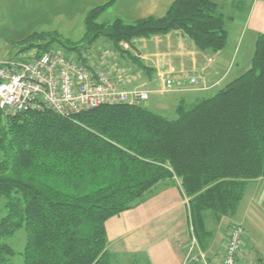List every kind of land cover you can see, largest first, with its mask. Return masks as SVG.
Returning <instances> with one entry per match:
<instances>
[{
  "label": "trees",
  "instance_id": "trees-1",
  "mask_svg": "<svg viewBox=\"0 0 264 264\" xmlns=\"http://www.w3.org/2000/svg\"><path fill=\"white\" fill-rule=\"evenodd\" d=\"M219 1L175 0L161 18L98 22L109 2L85 13L80 42L33 32L17 55L55 45L86 64L103 39L146 70L123 44L132 49L138 39L175 31L199 51L218 53L228 38ZM244 2L232 0L230 7ZM144 105H103L68 117L0 111V264L14 257L22 264H111L106 222L169 179L188 197L200 237L204 212L232 216L246 184L264 179V34L256 35L249 69L213 95L192 105L179 101L172 119ZM19 230L25 243L15 252L4 240Z\"/></svg>",
  "mask_w": 264,
  "mask_h": 264
},
{
  "label": "crops",
  "instance_id": "crops-1",
  "mask_svg": "<svg viewBox=\"0 0 264 264\" xmlns=\"http://www.w3.org/2000/svg\"><path fill=\"white\" fill-rule=\"evenodd\" d=\"M174 1L0 0V37L7 43L23 42L35 30L46 29L62 21L71 25L82 20L88 10L109 2H112V8L101 15L107 17L106 22L115 17L127 22L161 18ZM246 1L249 2V10L238 42L246 35L250 36V42L244 54L247 60L242 68L239 65L235 68L239 48L234 40L227 42L226 47L218 53L199 51L190 39L176 31L165 36L138 39L134 41L132 49L123 44V48L129 50L146 70H140L136 63L122 59L103 39L93 45L88 54L89 60L104 64L118 90L141 88L152 91L162 88L163 78H194V85L187 84L186 91L167 93L173 100L170 109L175 112L179 101L192 105L199 99L213 95L249 69L256 35L264 34V0ZM156 110L162 111L160 105H156ZM254 181L262 183L264 179ZM152 192L156 193L106 222V250L110 263L203 264L200 254L204 255L207 264L218 263L232 224L222 230V217L218 219L214 213L206 211L203 214L204 231L200 237H196L189 199L178 181H162ZM246 246L247 235L237 263L261 264L260 258L250 256Z\"/></svg>",
  "mask_w": 264,
  "mask_h": 264
},
{
  "label": "built area",
  "instance_id": "built-area-1",
  "mask_svg": "<svg viewBox=\"0 0 264 264\" xmlns=\"http://www.w3.org/2000/svg\"><path fill=\"white\" fill-rule=\"evenodd\" d=\"M190 84L195 83L189 78ZM185 81L163 78L161 92L184 91ZM152 93L144 89L119 92L103 64H82L61 50L37 55L35 51L0 61V111L6 115L50 110L61 117L103 105L146 103ZM245 241L241 226L227 233L222 258L216 264H238ZM200 260L207 264L204 255Z\"/></svg>",
  "mask_w": 264,
  "mask_h": 264
},
{
  "label": "rangeland",
  "instance_id": "rangeland-1",
  "mask_svg": "<svg viewBox=\"0 0 264 264\" xmlns=\"http://www.w3.org/2000/svg\"><path fill=\"white\" fill-rule=\"evenodd\" d=\"M231 2L232 0H220L219 5L223 9V13L225 14V17H227L226 18L227 19L226 30L228 32L227 42H229L230 40L231 41L234 40L236 43H238L237 49L239 48V51H238L237 62L235 65V68H237L238 65L239 67L244 66L247 60V56L244 54L250 42L248 40L250 36L246 35V37L244 38L242 36L239 42H238V38L242 31V27L244 25V21L246 18L245 11L248 8L249 2L245 0L244 7L242 6L243 4L241 5L240 3L238 5L239 6L238 8L230 7ZM229 17H231V19H229ZM106 21H107L106 16H102L98 20V22H106ZM62 23H57L54 26L46 27V29L35 30L33 32H55L62 40H68L73 43L80 42L84 34L83 19L79 21H75L71 25H68L64 21H62ZM21 48H22L21 42L7 43L4 40H2V38L0 37V59L8 60L14 58L17 55V53L21 50ZM55 48L56 46L52 45V49ZM112 50L115 52L114 49ZM208 62H210V60ZM189 78L192 77L175 79V80L185 81V86L187 84L194 85L188 82ZM114 87L115 89H117L115 85ZM119 92H123V91L119 90ZM149 92L152 93L150 95V97L151 96L152 97L151 98L149 97L146 103L148 109L168 119L174 118L175 113L172 109H170L171 105L173 104V100L167 93H175L178 91L173 90L169 92H161V88L159 89L155 88ZM156 105L157 106L160 105L162 111H157ZM2 115L3 117H14L18 114L6 115L2 113ZM154 193L156 192L150 193L148 197L154 195ZM239 198L240 199L237 203L235 213L232 216L222 217V221L220 223L222 225V230L223 228L225 229L229 224L241 226L245 231V237L247 235V246L245 247V249L250 252L251 257L254 256L256 258H260L261 264H264V182L262 183L255 181L248 182L244 187L243 191L241 192ZM3 215H4L3 200L0 199V219L3 217ZM4 242L7 245H9L15 252L22 251L25 243V231L24 230L17 231L13 236L6 238ZM252 249H254V251ZM246 252H244L245 256H246ZM122 261L125 262V259H122ZM11 264H22V260L18 257H14L11 260ZM119 264H124V263L120 262Z\"/></svg>",
  "mask_w": 264,
  "mask_h": 264
}]
</instances>
